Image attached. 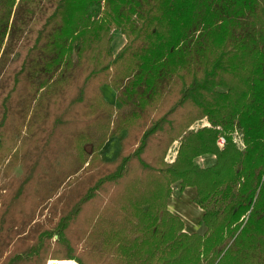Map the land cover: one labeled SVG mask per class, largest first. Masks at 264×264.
I'll use <instances>...</instances> for the list:
<instances>
[{
  "label": "trees",
  "instance_id": "16d2710c",
  "mask_svg": "<svg viewBox=\"0 0 264 264\" xmlns=\"http://www.w3.org/2000/svg\"><path fill=\"white\" fill-rule=\"evenodd\" d=\"M48 1L0 0V264H264V0Z\"/></svg>",
  "mask_w": 264,
  "mask_h": 264
},
{
  "label": "rangeland",
  "instance_id": "374dc122",
  "mask_svg": "<svg viewBox=\"0 0 264 264\" xmlns=\"http://www.w3.org/2000/svg\"><path fill=\"white\" fill-rule=\"evenodd\" d=\"M41 4L50 6L51 3L48 0H42ZM25 6H27V4H25L23 8ZM42 19H43V12L41 10H36L34 20L32 21L31 28L29 27L28 32H31L32 26H38L41 23ZM113 42H114V52L116 53L127 42L126 35L121 32H119L118 34L115 33ZM28 43H29L28 34L24 35L22 39L21 37L20 38L16 37V39L12 41V52H10L11 54L9 56L8 61H14V60H17V62L20 61L23 52L22 48H24V46ZM102 93L105 96L106 100L112 102L116 108H120L121 105L117 96V90L114 88L113 85H111L110 83L103 84ZM118 111H121V109H118ZM206 119L207 118L205 117L201 120H196L192 124L191 128L192 127H194L195 129L199 128L200 126H197V124L201 123L203 120ZM124 133L125 132H123V134L121 135L123 136ZM120 141H121V137L118 135L108 139L101 150L102 158L108 161L115 159L121 148ZM178 146H179V141L174 142V144L170 148L168 156L166 157L167 160L172 161L174 159V153L178 148ZM15 173L20 174L21 167H17L15 169ZM2 178L3 177L1 176L0 183L3 182ZM195 195H196V191L194 187H188L186 190L181 192L179 190V185L175 184L173 195L169 199V208L184 220L185 230L191 232L196 230L199 231L204 230V227L200 224V219L203 214V209H201L194 202ZM44 215H48V213L46 214L45 211Z\"/></svg>",
  "mask_w": 264,
  "mask_h": 264
},
{
  "label": "built area",
  "instance_id": "2783aa9c",
  "mask_svg": "<svg viewBox=\"0 0 264 264\" xmlns=\"http://www.w3.org/2000/svg\"><path fill=\"white\" fill-rule=\"evenodd\" d=\"M197 126L203 127V126H210V122L206 119L203 120L201 123H198ZM220 126H218L219 128ZM221 128V127H220ZM233 138L234 141L238 144V146H240L241 148L245 147L243 138H242V133L241 130L236 128L235 131L233 132ZM225 136L224 135H220V137L217 140V143L219 145V147H223L225 144ZM203 160V159H202Z\"/></svg>",
  "mask_w": 264,
  "mask_h": 264
},
{
  "label": "bare ground",
  "instance_id": "6f19581e",
  "mask_svg": "<svg viewBox=\"0 0 264 264\" xmlns=\"http://www.w3.org/2000/svg\"><path fill=\"white\" fill-rule=\"evenodd\" d=\"M48 264H70L68 259H51Z\"/></svg>",
  "mask_w": 264,
  "mask_h": 264
},
{
  "label": "water",
  "instance_id": "95a60500",
  "mask_svg": "<svg viewBox=\"0 0 264 264\" xmlns=\"http://www.w3.org/2000/svg\"><path fill=\"white\" fill-rule=\"evenodd\" d=\"M70 264H78V262L76 260H69Z\"/></svg>",
  "mask_w": 264,
  "mask_h": 264
}]
</instances>
